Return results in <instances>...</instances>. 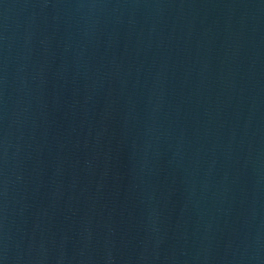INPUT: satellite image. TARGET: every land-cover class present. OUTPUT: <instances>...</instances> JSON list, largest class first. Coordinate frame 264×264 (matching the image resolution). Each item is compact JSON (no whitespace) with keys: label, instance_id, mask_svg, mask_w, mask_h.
Segmentation results:
<instances>
[{"label":"water","instance_id":"obj_1","mask_svg":"<svg viewBox=\"0 0 264 264\" xmlns=\"http://www.w3.org/2000/svg\"><path fill=\"white\" fill-rule=\"evenodd\" d=\"M0 264H264V0H0Z\"/></svg>","mask_w":264,"mask_h":264}]
</instances>
